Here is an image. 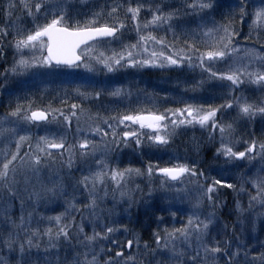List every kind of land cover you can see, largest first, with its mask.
I'll use <instances>...</instances> for the list:
<instances>
[{"label": "snow or ice", "instance_id": "obj_1", "mask_svg": "<svg viewBox=\"0 0 264 264\" xmlns=\"http://www.w3.org/2000/svg\"><path fill=\"white\" fill-rule=\"evenodd\" d=\"M220 7L221 0H178V6L170 0H0V59L9 48L13 52L12 63L0 72V89L29 74L54 78L62 68L95 74L185 66L199 68L207 79L184 87L182 93H196L209 81H219L226 89L220 104L199 103L195 96L185 99L181 94L172 99L182 107L127 108L105 116L86 109L84 102L103 105L105 96L131 102V87L109 89L84 79L72 89L79 103L62 99V107L34 108L33 101L17 99L14 107L10 104L0 115V137L9 145L0 150V264H264V250L252 255L255 249L245 238L246 223L247 230H255V220L249 218H264V139L254 133L249 139L236 135L240 122H255L257 117L264 132V54L236 41L237 17L243 22L250 15L251 28H264V0L251 13L249 0H237L227 23L215 20ZM187 17L198 21L195 27H183ZM161 30L171 32L172 40L156 34ZM127 32H135L134 43L124 42ZM229 110L236 112L231 122L223 120ZM74 121L70 142L67 133ZM53 124L63 131L48 130ZM188 126L207 130L210 141L219 136L213 159L223 157L232 168L253 162L260 167L241 173L240 183L233 184L194 162L113 165L111 154L121 145L134 143L139 150L147 141L149 147H167L177 130ZM34 127H43L45 134H33ZM25 144L28 150L21 154ZM78 161L86 171L77 167ZM74 168L81 173L78 178ZM154 176L161 189L176 195L166 207L154 210V215H166L155 216L150 244L115 218L119 213L114 209L134 202L129 188L134 178L146 177L151 183ZM246 185L255 194L248 192L247 208L237 200V221L229 229L217 214L218 190L226 187L239 194L247 191ZM17 201L19 215H14ZM55 203L63 211H40L42 205L47 210Z\"/></svg>", "mask_w": 264, "mask_h": 264}, {"label": "trees", "instance_id": "obj_2", "mask_svg": "<svg viewBox=\"0 0 264 264\" xmlns=\"http://www.w3.org/2000/svg\"><path fill=\"white\" fill-rule=\"evenodd\" d=\"M178 6V0H170ZM237 0H221V7L216 13H214L215 20L219 23H227L229 17V11L232 6L235 5ZM259 6V0H249L248 12L254 11L255 7ZM3 21L0 20V23ZM198 21L193 22L191 17L185 18L183 27L192 28ZM252 17L246 16L241 22L239 18L236 19V26L240 30V35L236 38V41L240 47H251L264 54V28H251ZM157 35L166 36L168 40H172L171 32H164L163 30L156 33ZM177 34H180V29H177ZM137 39L135 32H127L124 36L125 43H134ZM111 47L118 48L119 44H112ZM182 46V44H181ZM13 52L12 49L6 51V55L3 59H0V72L4 68L8 67L12 63ZM84 79H87L95 83L98 87L106 85L109 89L125 86L131 87L133 93L131 102L127 99L113 102V98L102 97L103 105L100 102L85 101L84 107L91 109L93 113L100 111L102 115L115 114L117 111H123L127 108H156L163 111L165 108L170 107H182L177 104L172 98L178 97L183 94L185 99H189L192 96L196 97V102L199 103H213L220 104L223 102V95L226 89L220 87L219 81H209L204 84L202 90H198L196 93L188 92L182 93V89L192 83L201 79H207L206 74H201L199 68L189 69L185 66L182 69L178 68H124L115 73H106V71H99L95 74L87 73L83 68H62L60 74L53 77H39L32 76L31 74L13 78L10 80L9 85L5 89H0V115H3L9 110V105L15 106L17 99L20 102L27 104L28 101H33L34 108H44L49 104L52 107H62L61 100L68 99L69 102L79 103L80 101L75 97L72 89L79 83H82ZM187 82V84L183 82ZM2 83V81H0ZM179 83V87H177ZM65 89L69 92V96H65ZM90 90V89H89ZM246 95L259 96L260 93H252L246 91ZM152 97L150 99L149 97ZM165 97H169L168 101H165ZM191 102V101H190ZM105 106L107 110H105ZM236 116L235 110H229L224 116L223 120L231 122ZM50 131H63L58 129L56 125H48ZM31 132L36 135L45 134L44 128H32ZM255 135L258 139H264V132H262V124L260 118L257 117L255 122H240L237 125V137L243 136L245 139H249L251 134ZM21 134H25L21 132ZM75 134V121L73 122L72 129L67 133L68 139L71 142ZM95 139L99 140L97 136ZM110 139V137H109ZM9 147L6 139L0 137V150ZM14 149V144L10 145ZM219 147V136L217 135L215 141L208 139V131L196 127H181L177 130V134L174 136L172 142L167 147L156 148L149 147L145 141L144 147L137 150L134 143L125 148L121 145L120 149L115 150L112 156L113 165H119V167H146L149 161L152 163H159L161 167L171 166L173 163L186 162L196 163L207 174L216 177L223 178L227 183L239 184V175L251 169L248 174L255 172L260 167L259 162H253L254 166L247 164L241 165L240 168H232L230 164H226L224 158L213 159L216 148ZM27 144L23 146V151H27ZM242 150V148H241ZM92 161H88L90 164ZM77 167L85 169V165L81 162H77ZM223 168L225 171L219 174V170ZM85 169L84 171H86ZM74 176L78 178L80 171L73 170ZM67 180V170L63 173ZM70 183V181H69ZM160 180L154 176L151 183L144 178H134L130 183L129 188L133 190L134 202L118 204L115 210H125L126 216L121 219L130 229L139 233L144 240L151 244V233L156 230L155 216L166 215L164 213L156 212L154 210L159 207H166L170 200L167 197H172L170 191H160ZM136 185H139V190H136ZM247 191L240 192L239 194L233 189L220 188L218 190V201L220 208L218 209V216L221 218L222 223H227L229 229L237 221L236 202L239 200L241 205L247 208L249 195L248 192L255 194V189H252L250 185L245 186ZM151 189V195L149 190ZM69 192L71 187H69ZM195 192V191H194ZM166 195L164 198L163 195ZM196 195V193H195ZM27 194H24L26 199ZM49 207L46 210L42 205L40 211L46 215H55L54 212L63 211V208ZM181 206H186L181 205ZM107 207L111 208L112 204L109 203ZM257 211H260L257 207ZM14 215H19V202H15V208L13 209ZM249 220H255V230L250 231L248 224L246 223L245 238L249 242L250 247H253L255 251L251 254H258L260 250L261 242H264V218L256 219L254 216ZM176 226H179L177 224ZM163 227V225H161ZM171 227V223L169 224ZM239 231V230H238ZM123 239V237H120ZM127 254V252H126ZM5 257L7 254H4ZM61 256L64 252L61 251Z\"/></svg>", "mask_w": 264, "mask_h": 264}, {"label": "rangeland", "instance_id": "obj_3", "mask_svg": "<svg viewBox=\"0 0 264 264\" xmlns=\"http://www.w3.org/2000/svg\"><path fill=\"white\" fill-rule=\"evenodd\" d=\"M145 68H153V67H145ZM188 127H191V126H188ZM121 128H123V126H121ZM145 131H147V130H145ZM90 138H93V137H90ZM96 137H94V139H95ZM147 142V141H146ZM92 163V162H91ZM90 163V164H91ZM86 169V168H85ZM84 169V170H85ZM188 187L190 188V189H192L193 188V185H191V184H189L188 185ZM160 189V191H163V192H166L164 189H161V188H159ZM168 192V191H167ZM172 194H174V196H172V197H167V200H172V198L173 197H175V195H176V193L175 192H173V191H170ZM190 195L191 196H195V192L194 191H191L190 192ZM164 196V198H166V195L164 194L163 195ZM177 203V206H181L180 204H179V202H176ZM56 204V203H55ZM52 205V204H51ZM50 206V205H49Z\"/></svg>", "mask_w": 264, "mask_h": 264}, {"label": "bare ground", "instance_id": "obj_4", "mask_svg": "<svg viewBox=\"0 0 264 264\" xmlns=\"http://www.w3.org/2000/svg\"><path fill=\"white\" fill-rule=\"evenodd\" d=\"M58 203H56V204H52V205H50L49 207H56L55 205H57ZM114 211L116 212V213H119V216L118 217H115V218H117V219H123L125 216H126V211L125 210H115L114 209ZM54 214H57L56 212H54Z\"/></svg>", "mask_w": 264, "mask_h": 264}, {"label": "flooded vegetation", "instance_id": "obj_5", "mask_svg": "<svg viewBox=\"0 0 264 264\" xmlns=\"http://www.w3.org/2000/svg\"><path fill=\"white\" fill-rule=\"evenodd\" d=\"M97 141H99L98 139H96Z\"/></svg>", "mask_w": 264, "mask_h": 264}, {"label": "water", "instance_id": "obj_6", "mask_svg": "<svg viewBox=\"0 0 264 264\" xmlns=\"http://www.w3.org/2000/svg\"><path fill=\"white\" fill-rule=\"evenodd\" d=\"M91 43V42H90Z\"/></svg>", "mask_w": 264, "mask_h": 264}]
</instances>
